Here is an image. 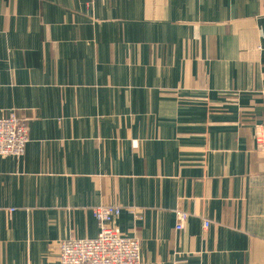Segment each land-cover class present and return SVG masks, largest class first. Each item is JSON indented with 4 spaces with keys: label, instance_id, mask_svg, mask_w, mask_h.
<instances>
[{
    "label": "crops",
    "instance_id": "obj_1",
    "mask_svg": "<svg viewBox=\"0 0 264 264\" xmlns=\"http://www.w3.org/2000/svg\"><path fill=\"white\" fill-rule=\"evenodd\" d=\"M11 109L0 264H57L103 205L141 264H264V0H0Z\"/></svg>",
    "mask_w": 264,
    "mask_h": 264
},
{
    "label": "built area",
    "instance_id": "obj_2",
    "mask_svg": "<svg viewBox=\"0 0 264 264\" xmlns=\"http://www.w3.org/2000/svg\"><path fill=\"white\" fill-rule=\"evenodd\" d=\"M261 136L257 132V142ZM27 142V123L17 116L15 110H8L0 116V157H21ZM120 211L118 205L94 208L97 235L94 238L70 237L60 240L57 245V264H141L139 239L122 234L115 224ZM188 216L185 211L176 212V231L184 229ZM208 225L209 221L203 220V227L207 228Z\"/></svg>",
    "mask_w": 264,
    "mask_h": 264
}]
</instances>
